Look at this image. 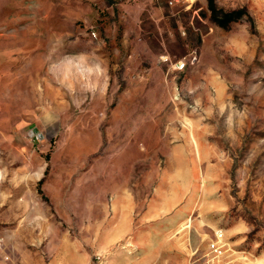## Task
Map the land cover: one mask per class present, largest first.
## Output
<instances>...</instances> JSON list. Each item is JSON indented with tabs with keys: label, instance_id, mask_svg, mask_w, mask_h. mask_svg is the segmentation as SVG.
Masks as SVG:
<instances>
[{
	"label": "rangeland",
	"instance_id": "obj_1",
	"mask_svg": "<svg viewBox=\"0 0 264 264\" xmlns=\"http://www.w3.org/2000/svg\"><path fill=\"white\" fill-rule=\"evenodd\" d=\"M212 3L0 0V264H264V0Z\"/></svg>",
	"mask_w": 264,
	"mask_h": 264
},
{
	"label": "trees",
	"instance_id": "obj_2",
	"mask_svg": "<svg viewBox=\"0 0 264 264\" xmlns=\"http://www.w3.org/2000/svg\"><path fill=\"white\" fill-rule=\"evenodd\" d=\"M209 6H210V10L212 12L213 17H216L217 11L213 7L212 0H209ZM241 14H242V11H240V10L224 13L223 14L224 19L223 20H217V21L220 22V25H224L227 21H230L236 17H239Z\"/></svg>",
	"mask_w": 264,
	"mask_h": 264
},
{
	"label": "crops",
	"instance_id": "obj_3",
	"mask_svg": "<svg viewBox=\"0 0 264 264\" xmlns=\"http://www.w3.org/2000/svg\"><path fill=\"white\" fill-rule=\"evenodd\" d=\"M119 4H120L121 6H124V7L126 6L123 2H121V3H119ZM141 5H142V4H141ZM140 11H141V10H140ZM155 12H156L157 14H160V10H159L158 8L155 9ZM156 16H157V15H156ZM158 17H159V16H158ZM158 17L155 18V19L158 20V19H159Z\"/></svg>",
	"mask_w": 264,
	"mask_h": 264
},
{
	"label": "built area",
	"instance_id": "obj_4",
	"mask_svg": "<svg viewBox=\"0 0 264 264\" xmlns=\"http://www.w3.org/2000/svg\"><path fill=\"white\" fill-rule=\"evenodd\" d=\"M92 35L95 36V32H92ZM183 66H184V63L182 62L180 64H177L176 68L181 69L183 68Z\"/></svg>",
	"mask_w": 264,
	"mask_h": 264
}]
</instances>
